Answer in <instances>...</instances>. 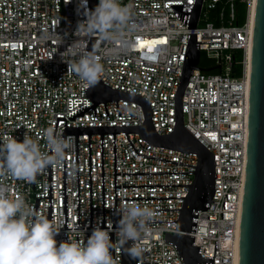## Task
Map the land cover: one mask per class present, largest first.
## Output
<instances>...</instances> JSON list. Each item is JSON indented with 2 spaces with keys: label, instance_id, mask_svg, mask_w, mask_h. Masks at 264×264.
I'll return each instance as SVG.
<instances>
[{
  "label": "built area",
  "instance_id": "built-area-1",
  "mask_svg": "<svg viewBox=\"0 0 264 264\" xmlns=\"http://www.w3.org/2000/svg\"><path fill=\"white\" fill-rule=\"evenodd\" d=\"M195 0H121L132 5L131 27L113 43L96 41L104 67L102 80L113 88L132 91L148 99L153 123L159 134L170 133L175 125V94L180 83L189 29L171 4L190 7ZM249 3L247 21L235 24V0H203L196 25L199 49L208 59L192 71L183 95L184 126L212 153L215 160V194L207 210L198 212L194 245L201 256H214L215 264H239L240 224L246 181L250 77L247 63L252 48L253 28ZM99 2V0H98ZM79 0H0V140L14 136L22 141L25 133L38 141L48 127L56 128L58 117H71L94 104L85 96V86L68 72L61 53L76 37ZM224 3V4H223ZM223 4V5H221ZM87 7L92 9L91 1ZM217 11L215 16L212 12ZM228 14H227V13ZM88 39V38H86ZM243 51L242 74L235 75L234 52ZM69 59V57H65ZM220 63V66H219ZM218 65V66H217ZM215 66V67H214ZM101 102L84 116L67 118V126L142 124V106L128 100ZM65 120L57 130L63 133ZM128 136L140 154L197 165L198 155L150 144L139 132ZM67 163L68 227L78 226L76 134ZM105 225L112 223L116 205L113 133H104ZM79 181L81 226H90V181L88 134H79ZM118 173L195 171L194 166L137 154L126 133H116ZM93 226L103 225L101 134L91 133ZM195 173L117 174V185L190 184ZM53 218L64 227L63 163L52 166ZM14 196H23L35 207L36 197L49 196L46 168L33 182L0 175ZM188 185L117 187V198L186 196ZM50 198H40L38 210L48 215ZM147 204L153 209L182 208L184 198L120 199ZM154 221H177L180 210H155ZM177 222H153L150 235L140 241L149 255L134 264H183L176 246L165 240L166 232L176 234ZM94 228L60 229L57 244L68 238L87 241ZM104 229H107L105 227ZM116 227H113L114 241ZM61 237V238H60ZM121 264V249L115 250Z\"/></svg>",
  "mask_w": 264,
  "mask_h": 264
},
{
  "label": "water",
  "instance_id": "water-1",
  "mask_svg": "<svg viewBox=\"0 0 264 264\" xmlns=\"http://www.w3.org/2000/svg\"><path fill=\"white\" fill-rule=\"evenodd\" d=\"M92 9L98 4V0H90ZM203 0H195L190 7L185 4H171V8L176 16L181 19L189 29V40L187 44L184 64L180 83L175 94V125L174 129L167 134H159L153 123V110L150 102L144 96L132 91H124L113 88L103 82L94 88L85 87V96L91 99L94 104L78 112L71 117H58L65 120L63 135L76 134V164H77V204H78V226L68 227V209H67V163L63 162V199H64V227L65 228H95L93 226V208H92V165H91V133L101 134V159H102V206H103V225H105V182H104V133H113L114 140V169H115V198L120 199H149V198H184L182 208H165L154 210H180L177 221H154V222H177L175 232L172 235L166 232L165 240L173 243L183 261V264H215V250L217 240L215 241L214 256H201V246L194 245V237L198 212L207 210L215 194V160L214 153L210 151L199 139H197L184 126L183 114V95L186 86L189 83L191 73L199 67L201 63L202 52L199 49V42H220V41H197L196 25L201 13ZM95 38L88 39V50H91ZM218 66V65H217ZM220 66V63H219ZM215 67V66H214ZM250 93H249V123H248V146H247V169L246 181L242 203V214L240 224V247L239 264H264V0H256L252 50H251V72H250ZM128 100L131 114V101L142 106L144 121L142 124L132 125H91V126H67V118L75 119L76 116H84V112L101 102L105 103L106 113L108 109L106 102L116 100L119 114L118 100ZM129 132H139L144 141L166 148L180 150L198 155L197 165L168 160L150 155L140 154L132 141ZM116 133H126L127 138L136 150L137 154L148 157L158 158L189 166H194L195 171H172V172H131L118 173L116 163ZM79 134H88L89 140V181H90V226H81L80 220V181H79ZM49 172V196L36 197L35 209L38 210L40 198H50L49 211L47 217L53 219V180L52 167H48ZM155 173H195L193 183L190 184H152V185H117V174H155ZM37 177V176H36ZM36 179L32 184L35 191ZM188 185L189 190L186 196L179 197H133L117 198V187H136V186H178ZM120 215H112V226L116 227ZM110 238L114 241V232H109ZM66 240L68 233H66ZM89 237V232H88ZM61 238V237H60ZM57 239V238H56ZM77 239L79 236L77 233ZM129 245L131 242H128ZM113 257L115 258L114 250ZM149 250H145L142 257L149 255ZM121 250V264H134ZM146 264V263H145ZM158 264V263H157Z\"/></svg>",
  "mask_w": 264,
  "mask_h": 264
},
{
  "label": "clouds",
  "instance_id": "clouds-1",
  "mask_svg": "<svg viewBox=\"0 0 264 264\" xmlns=\"http://www.w3.org/2000/svg\"><path fill=\"white\" fill-rule=\"evenodd\" d=\"M69 2L65 0L66 4ZM81 9L85 19L77 22L73 33L76 39L61 57L68 72L86 88H94L104 73L95 42L113 43L122 39L125 29L131 27L132 5L124 6L121 0H99L94 9H89L87 0H79L77 13ZM93 37L95 42L88 50V39ZM41 136L46 150L26 133L22 141L14 136L0 140V175L31 183L46 168L60 166L73 148V139L53 127L43 130ZM109 208L120 215L115 241L109 235L112 223L104 229L98 220L86 242L69 237L57 244L56 236L62 227L56 220L37 211L23 196L12 195L9 186L0 183V264H116L110 250L117 245L131 260L138 261L146 250L140 241L150 235L156 211L135 201Z\"/></svg>",
  "mask_w": 264,
  "mask_h": 264
},
{
  "label": "trees",
  "instance_id": "trees-1",
  "mask_svg": "<svg viewBox=\"0 0 264 264\" xmlns=\"http://www.w3.org/2000/svg\"><path fill=\"white\" fill-rule=\"evenodd\" d=\"M226 2L227 0H222ZM224 4V3H223ZM221 4V5H223ZM235 9H236V18L234 23L238 25H242L247 21L248 11H249V3L247 1L235 0ZM227 13V12H226ZM217 11L212 12V16H215ZM228 14V13H227ZM234 60H235V75L242 74L243 71V51L236 50L234 52ZM204 65L209 64L208 59L205 56L203 61Z\"/></svg>",
  "mask_w": 264,
  "mask_h": 264
},
{
  "label": "bare ground",
  "instance_id": "bare-ground-1",
  "mask_svg": "<svg viewBox=\"0 0 264 264\" xmlns=\"http://www.w3.org/2000/svg\"><path fill=\"white\" fill-rule=\"evenodd\" d=\"M255 7H256V0H252L251 6H250V23H251L252 28L254 24ZM251 50L252 48H250L249 55H248V63H247V73L249 77H250V72H251Z\"/></svg>",
  "mask_w": 264,
  "mask_h": 264
},
{
  "label": "flooded vegetation",
  "instance_id": "flooded-vegetation-1",
  "mask_svg": "<svg viewBox=\"0 0 264 264\" xmlns=\"http://www.w3.org/2000/svg\"><path fill=\"white\" fill-rule=\"evenodd\" d=\"M204 59H205V55H204V54H202V56H201V61L203 62V61H204Z\"/></svg>",
  "mask_w": 264,
  "mask_h": 264
},
{
  "label": "rangeland",
  "instance_id": "rangeland-1",
  "mask_svg": "<svg viewBox=\"0 0 264 264\" xmlns=\"http://www.w3.org/2000/svg\"><path fill=\"white\" fill-rule=\"evenodd\" d=\"M202 64H203V62H202Z\"/></svg>",
  "mask_w": 264,
  "mask_h": 264
}]
</instances>
